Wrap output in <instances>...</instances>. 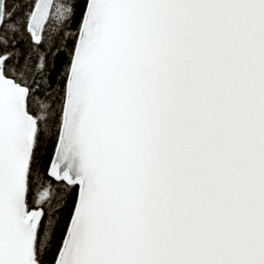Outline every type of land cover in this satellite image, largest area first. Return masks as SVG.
I'll use <instances>...</instances> for the list:
<instances>
[{"label": "snow or ice", "instance_id": "snow-or-ice-1", "mask_svg": "<svg viewBox=\"0 0 264 264\" xmlns=\"http://www.w3.org/2000/svg\"><path fill=\"white\" fill-rule=\"evenodd\" d=\"M0 264H264V0H0Z\"/></svg>", "mask_w": 264, "mask_h": 264}]
</instances>
